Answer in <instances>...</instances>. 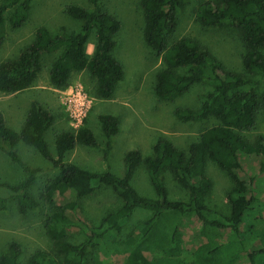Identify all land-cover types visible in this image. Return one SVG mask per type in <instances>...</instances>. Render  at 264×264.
Wrapping results in <instances>:
<instances>
[{"label":"trees","instance_id":"obj_1","mask_svg":"<svg viewBox=\"0 0 264 264\" xmlns=\"http://www.w3.org/2000/svg\"><path fill=\"white\" fill-rule=\"evenodd\" d=\"M35 0H0V48L7 26L16 30L29 19ZM88 0L91 10L66 6L65 14L80 22V30L57 34L44 27L36 29L33 41L19 54L0 62V94L12 95L32 87L42 70L41 58L57 52L51 63L48 82L52 89L66 88L73 74L86 72L94 80L93 97L109 100L123 78V68L113 56L119 21L101 2ZM186 0H141L142 40L160 59L156 74L155 96L171 101L197 84H209L197 109L177 108L173 115L182 123L214 120L185 154L170 141L160 140L152 154L143 158L139 151L124 156V173L115 176L109 170L96 173L65 161L76 146L97 148L90 129H68L55 137V158L48 150L45 133L53 124L51 113L35 101L26 112L18 132L7 127L0 113V151L25 173L16 185L0 182V187L16 192L19 214L33 212L40 204L31 194L37 170L21 163L14 149L18 143L32 147L57 170L43 187L41 205L48 211L44 229L53 244V252L36 251L25 264H89L87 251L96 250L98 264H187L180 258L182 238L189 235L195 243L194 264H264V136L250 141L258 115L264 113V92L255 86L242 90L249 81L243 75L227 71L223 63L197 40L183 37L173 40L177 12ZM202 28L232 29L239 35L244 52L243 73L264 76V0H205L196 11ZM92 44L93 52L86 48ZM98 121L105 137L102 159L108 163L112 140L119 131L118 120L100 115ZM240 155L261 159L254 173H247ZM214 164L233 182L227 194L229 214L222 215L205 205L211 182L205 175L206 163ZM142 164L154 190L155 198L143 197L131 186L136 168ZM170 173L185 190V201H170L163 175ZM259 176V177H258ZM98 187L109 188L121 206L108 213L96 226L84 216L80 202L91 197ZM69 198V200L67 199ZM135 209L149 211L151 216L138 224L120 242L118 237ZM261 229L252 232V227ZM259 229V230H260ZM75 230L82 242L74 244L68 234ZM264 232V231H263ZM21 250L16 243L0 256V264H18Z\"/></svg>","mask_w":264,"mask_h":264},{"label":"rangeland","instance_id":"obj_2","mask_svg":"<svg viewBox=\"0 0 264 264\" xmlns=\"http://www.w3.org/2000/svg\"><path fill=\"white\" fill-rule=\"evenodd\" d=\"M140 1L103 0L101 2L102 8L120 23V30L115 36L116 48L113 56L122 65L123 78L116 85L113 97L109 100L95 99L93 97L94 80L86 72L71 76L68 86L82 89L90 100L82 127L85 126L91 130L98 145L95 149L78 145L66 154L65 161L80 169L96 173L109 170L115 176L121 177L124 173V156L128 151L137 150L143 158H146L151 156L153 145L160 140H167L187 154L189 145L195 142L205 129L216 124L211 119L201 123H182L173 115L177 108H199L205 95L212 90L209 84L194 85L186 93L171 101H161L155 96L156 74L161 63L157 55L143 43L144 23ZM203 1L205 0H186L183 9L177 12V27L173 40L183 37L197 40L223 63L227 71L241 74L249 81L242 90L255 86L258 94L263 93L264 76L243 73L241 57L244 49L237 32L225 28L206 29L197 22V7ZM71 5L91 10L88 0H35L32 3L29 19L23 26L16 30H10L7 26L6 37L0 48V62L15 58L33 41L35 31L40 27L46 28L53 34L59 33L60 29H64L67 33L78 32L80 22L65 14V7ZM86 52L88 55L92 54V44L87 45ZM57 56V52L42 56V70L32 87L12 95L0 94V113L7 126L16 131L21 128L32 101L38 102L43 109L52 114L54 121L45 133V140L53 158H55L56 135L64 130L72 129L67 113L61 105L60 95L52 92L48 82L50 65ZM105 114L117 118L119 125V131L112 140L108 163H104L102 159L105 137L98 121V116ZM260 136H264V113L258 115L255 129L245 133V137L250 141ZM14 151L21 163L30 169L37 170L31 194L39 202L40 208L23 215L19 214L17 193L0 187V256L7 252L11 243H16L21 250L18 264H25L36 251L53 252V244L44 229L48 211L44 205H41V194L44 185L56 175L57 170L34 148L21 142L17 144ZM240 160L247 173H254L257 163L261 161L259 158L246 155H240ZM205 175L211 182L210 192L205 197V205L222 215H228L230 210L226 196L233 188V182L210 162L206 163ZM24 176V171L0 151V182L16 185ZM258 179L264 187V178ZM163 182L170 201H185L188 198L187 192L178 186L170 173L163 175ZM131 186L139 195L150 199L155 198L154 190L142 164L136 168ZM80 205L84 216L96 226L105 215L116 211L121 206V202L109 188L98 187L93 195L81 201ZM150 216L149 211L135 209L124 224L118 240L123 242L134 227ZM261 216L264 219L263 211ZM259 229L257 225L252 227L251 231L259 233L261 231ZM68 238L74 244L82 242L75 230L69 232ZM182 240L184 247L180 258L187 264H194L192 254L195 243L189 235L184 236ZM96 252V250L87 251L89 264H98L92 261V258H97Z\"/></svg>","mask_w":264,"mask_h":264},{"label":"built area","instance_id":"obj_3","mask_svg":"<svg viewBox=\"0 0 264 264\" xmlns=\"http://www.w3.org/2000/svg\"><path fill=\"white\" fill-rule=\"evenodd\" d=\"M60 95V102L69 118L70 127L78 130L86 117L90 100L82 89L76 86H67L62 90H56Z\"/></svg>","mask_w":264,"mask_h":264},{"label":"crops","instance_id":"obj_4","mask_svg":"<svg viewBox=\"0 0 264 264\" xmlns=\"http://www.w3.org/2000/svg\"><path fill=\"white\" fill-rule=\"evenodd\" d=\"M52 92L53 93H55L56 91H55V89H52ZM30 105V104H29ZM41 105V104H40ZM59 107H60V105H59ZM61 108V107H60ZM62 110V109H61ZM3 116V115H2ZM4 118V117H3ZM4 121H5V119H4ZM6 123V122H5ZM7 125V124H6ZM7 127H9V126H7ZM10 129H12L11 127H9ZM13 131H16V130H14V129H12ZM20 130V129H19ZM18 130V131H19ZM18 131H16V132H18Z\"/></svg>","mask_w":264,"mask_h":264}]
</instances>
